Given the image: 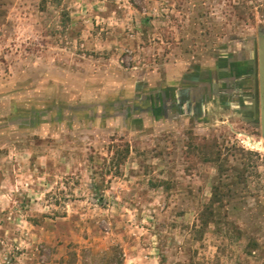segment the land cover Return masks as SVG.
Returning <instances> with one entry per match:
<instances>
[{"label": "rangeland", "instance_id": "1", "mask_svg": "<svg viewBox=\"0 0 264 264\" xmlns=\"http://www.w3.org/2000/svg\"><path fill=\"white\" fill-rule=\"evenodd\" d=\"M151 28L196 58L250 48L258 82L264 0H0V264H264L258 126L216 110L153 141L102 131L97 93L70 112V75L132 67L106 39Z\"/></svg>", "mask_w": 264, "mask_h": 264}, {"label": "crops", "instance_id": "2", "mask_svg": "<svg viewBox=\"0 0 264 264\" xmlns=\"http://www.w3.org/2000/svg\"><path fill=\"white\" fill-rule=\"evenodd\" d=\"M166 33L169 32L151 28L148 37L153 39L146 46L139 43L140 39L129 42L136 47L134 50L115 36L107 37V48L119 45L122 50L131 51L135 64L123 68L114 53L110 57L113 60L106 61L95 75L88 69L70 75V112L82 110L84 117L92 105L78 107V101L83 103L97 93L102 131L153 141L156 135L171 132L179 124L199 129L216 110L236 127L255 118L251 81L245 71L247 60L252 57L250 48L241 45L237 54L230 52L219 57L210 52L208 57L196 58L183 52L177 32H171V39ZM139 48L149 49L151 56L146 59L136 54ZM142 60L147 62L143 64ZM148 131L153 133L148 136Z\"/></svg>", "mask_w": 264, "mask_h": 264}, {"label": "flooded vegetation", "instance_id": "3", "mask_svg": "<svg viewBox=\"0 0 264 264\" xmlns=\"http://www.w3.org/2000/svg\"><path fill=\"white\" fill-rule=\"evenodd\" d=\"M237 62V61H236ZM235 62V63H236ZM235 71L237 67H234ZM246 76L248 79H250V89H251V95L253 96V109L255 113V118L253 120H250L249 123L252 124V126H258L260 129V133L263 136L262 129H261V106H260V89H259V79L258 82L256 78H254L256 74V57L255 54L253 58H250L247 60V66H246ZM264 137V136H263Z\"/></svg>", "mask_w": 264, "mask_h": 264}, {"label": "water", "instance_id": "4", "mask_svg": "<svg viewBox=\"0 0 264 264\" xmlns=\"http://www.w3.org/2000/svg\"><path fill=\"white\" fill-rule=\"evenodd\" d=\"M257 59L261 106V129L264 136V33H261L257 39Z\"/></svg>", "mask_w": 264, "mask_h": 264}]
</instances>
